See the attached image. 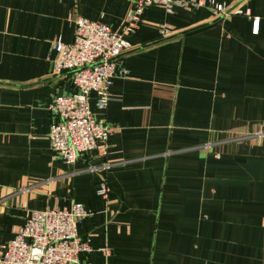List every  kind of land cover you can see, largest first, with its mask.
Here are the masks:
<instances>
[{
  "label": "crops",
  "instance_id": "obj_1",
  "mask_svg": "<svg viewBox=\"0 0 264 264\" xmlns=\"http://www.w3.org/2000/svg\"><path fill=\"white\" fill-rule=\"evenodd\" d=\"M215 1L259 16V33L244 14L146 8L105 113L90 95L107 153L66 164L51 105L75 87L53 41L73 42L74 15L121 31L131 3L0 0V251L33 211L78 202L86 264H264V0Z\"/></svg>",
  "mask_w": 264,
  "mask_h": 264
},
{
  "label": "built area",
  "instance_id": "obj_2",
  "mask_svg": "<svg viewBox=\"0 0 264 264\" xmlns=\"http://www.w3.org/2000/svg\"><path fill=\"white\" fill-rule=\"evenodd\" d=\"M131 8L121 31L83 16H72L75 22L73 42L61 37L53 41L56 51V74L70 73L75 91L53 99L55 117L48 135L54 157L73 164L101 145L107 153V141L112 128L99 120L91 109L90 95H96V107L106 112L111 100L115 68L121 56L131 50L126 35L134 32L143 11L161 5L168 13L175 8L208 7L217 18L247 15L252 19V31L259 33L260 17L233 5L215 0H128ZM169 30L162 29L166 34ZM110 188L103 183L99 194L107 197ZM91 214L82 203L71 209L55 207L36 210L20 226L14 239L0 251V264H86L82 256L92 252L90 241L81 237L77 224Z\"/></svg>",
  "mask_w": 264,
  "mask_h": 264
}]
</instances>
